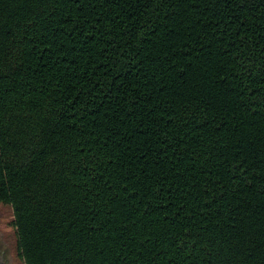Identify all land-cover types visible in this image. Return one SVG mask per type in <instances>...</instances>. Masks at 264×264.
<instances>
[{
  "label": "trees",
  "instance_id": "trees-1",
  "mask_svg": "<svg viewBox=\"0 0 264 264\" xmlns=\"http://www.w3.org/2000/svg\"><path fill=\"white\" fill-rule=\"evenodd\" d=\"M0 205L23 264H264V0H0Z\"/></svg>",
  "mask_w": 264,
  "mask_h": 264
},
{
  "label": "rangeland",
  "instance_id": "rangeland-1",
  "mask_svg": "<svg viewBox=\"0 0 264 264\" xmlns=\"http://www.w3.org/2000/svg\"><path fill=\"white\" fill-rule=\"evenodd\" d=\"M12 211L7 206L0 205V249H6L7 264H23L16 256L14 249V234L11 227Z\"/></svg>",
  "mask_w": 264,
  "mask_h": 264
}]
</instances>
